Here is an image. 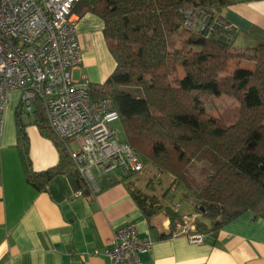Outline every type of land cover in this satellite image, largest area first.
Returning a JSON list of instances; mask_svg holds the SVG:
<instances>
[{
    "label": "trees",
    "instance_id": "trees-1",
    "mask_svg": "<svg viewBox=\"0 0 264 264\" xmlns=\"http://www.w3.org/2000/svg\"><path fill=\"white\" fill-rule=\"evenodd\" d=\"M234 0H79L74 13L91 12L103 21V35L115 67L101 84H88L92 97H110L119 114L124 141L159 172L183 184L199 207L193 233L215 235L225 223L250 212L264 219V31L253 45L238 47V32L217 13ZM214 11L222 25L210 35L183 26L185 8ZM179 29L189 34L171 50L169 39ZM251 60L252 68L239 64L228 71V61ZM178 69L182 76L177 77ZM175 77L174 84L170 77ZM225 94L237 101L234 110L210 116L200 104L202 96ZM32 123L58 151L57 163L40 172L31 168L28 142L15 109L20 162L26 181L44 190L55 176L67 177L74 191L89 194L63 143L48 128L38 104ZM204 163L205 184L193 188L185 179L191 163ZM105 188L124 182L142 214L151 218L164 212L169 230L177 232L184 215L151 203V197L129 185L131 180L102 177ZM100 179V180H101ZM100 188V189H101ZM202 207V210L201 208Z\"/></svg>",
    "mask_w": 264,
    "mask_h": 264
},
{
    "label": "crops",
    "instance_id": "crops-1",
    "mask_svg": "<svg viewBox=\"0 0 264 264\" xmlns=\"http://www.w3.org/2000/svg\"><path fill=\"white\" fill-rule=\"evenodd\" d=\"M217 13L238 32L234 43L241 47L256 42L243 33L264 31V0H234ZM74 14L82 64L72 72L73 79L101 84L115 67L103 21L91 12ZM9 97L14 100L4 110L0 137V264H105L106 241L129 222L138 237L153 240L150 251L140 255L142 264H264V219L252 218L250 212L194 243L184 231L161 238L168 233V220L149 223L124 182L80 196L63 175L51 178L44 190L30 185L18 152L15 109L20 98L17 91ZM31 121H24L28 155L32 170L40 172L57 163L58 151ZM99 182L102 186L106 180Z\"/></svg>",
    "mask_w": 264,
    "mask_h": 264
},
{
    "label": "built area",
    "instance_id": "built-area-1",
    "mask_svg": "<svg viewBox=\"0 0 264 264\" xmlns=\"http://www.w3.org/2000/svg\"><path fill=\"white\" fill-rule=\"evenodd\" d=\"M78 1L0 0V137L8 95L20 91L21 108L34 111L39 105L48 128L63 143L88 193L94 195L102 177L130 180L144 164L110 127L119 121L111 98H94L85 81L73 79L72 72L82 64L75 30ZM222 24L212 10H183L187 31L210 35L215 25ZM204 238L201 233L189 235L194 243ZM152 245L150 236L138 237L135 224L126 223L106 241L105 264H142L140 255Z\"/></svg>",
    "mask_w": 264,
    "mask_h": 264
},
{
    "label": "rangeland",
    "instance_id": "rangeland-1",
    "mask_svg": "<svg viewBox=\"0 0 264 264\" xmlns=\"http://www.w3.org/2000/svg\"><path fill=\"white\" fill-rule=\"evenodd\" d=\"M188 36L189 34L187 32L179 29L171 35L168 42L169 48L171 50L178 48V46L181 45L182 40ZM234 45L241 47L239 46V43H234ZM235 64H239L242 68H252L253 65L251 60H236L233 58L228 61V71L233 69ZM176 76L181 77L182 70L178 69ZM170 79L174 84L175 77L172 76ZM17 92L20 98L21 92ZM11 100H14V98L9 97L7 103L11 102ZM200 104L210 116L217 117L218 115L225 113V111L234 110L238 103L234 98L221 94L218 96H202L200 97ZM6 107L7 104L5 109ZM33 117V113L29 115L22 114L21 121L24 122L26 120H31ZM110 127L117 130L118 136L121 140L125 139L124 130L119 121L111 123ZM71 147L73 149L76 148L74 144H72ZM203 165L204 163L193 162L186 169L185 179L193 188H198L205 184L204 178L200 175V169ZM129 185L132 188H138L143 193L149 195L151 197V203H154L155 206H159L161 208L170 207L171 209L184 215L183 225H179L177 227V231H184L188 233L194 232L192 222L194 217L199 215L195 213L199 205L187 191L186 187L183 184L178 183L173 176L161 173L152 164L145 163L143 170L129 181ZM164 218V212H160L151 218V222L158 224Z\"/></svg>",
    "mask_w": 264,
    "mask_h": 264
},
{
    "label": "water",
    "instance_id": "water-1",
    "mask_svg": "<svg viewBox=\"0 0 264 264\" xmlns=\"http://www.w3.org/2000/svg\"><path fill=\"white\" fill-rule=\"evenodd\" d=\"M22 109V113H24V114H31V113H33V110H30V111H26L24 108H21ZM201 208V210H202V207H200Z\"/></svg>",
    "mask_w": 264,
    "mask_h": 264
}]
</instances>
